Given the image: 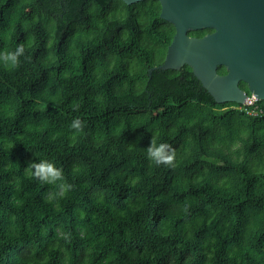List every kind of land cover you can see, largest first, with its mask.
Masks as SVG:
<instances>
[{
	"label": "trees",
	"instance_id": "obj_1",
	"mask_svg": "<svg viewBox=\"0 0 264 264\" xmlns=\"http://www.w3.org/2000/svg\"><path fill=\"white\" fill-rule=\"evenodd\" d=\"M160 14L0 0V52L25 43L0 62V264H264V101L217 103L189 65L150 75L176 33ZM153 134L174 166L148 159ZM40 159L73 189L29 176Z\"/></svg>",
	"mask_w": 264,
	"mask_h": 264
},
{
	"label": "water",
	"instance_id": "obj_2",
	"mask_svg": "<svg viewBox=\"0 0 264 264\" xmlns=\"http://www.w3.org/2000/svg\"><path fill=\"white\" fill-rule=\"evenodd\" d=\"M126 4L142 0H122ZM161 18L176 33L164 62L155 69L181 70L189 65L217 103L244 105L250 96L264 101V0H158ZM212 29L203 37L190 31ZM226 74H220L219 67Z\"/></svg>",
	"mask_w": 264,
	"mask_h": 264
},
{
	"label": "clouds",
	"instance_id": "obj_3",
	"mask_svg": "<svg viewBox=\"0 0 264 264\" xmlns=\"http://www.w3.org/2000/svg\"><path fill=\"white\" fill-rule=\"evenodd\" d=\"M24 54L25 43H20L15 51L4 50L0 52V62H3L6 67L15 68L20 65V57ZM84 127L85 123L79 117L74 119L70 125V128L73 129L75 133L82 132ZM157 135L158 134H153L150 146L146 150L148 159L157 166H174L176 150L168 143H157ZM75 170L76 169H74V171ZM25 172L42 183L57 186V195H66L73 189V185L66 180L64 169L58 167L53 161L40 159L38 162L30 163Z\"/></svg>",
	"mask_w": 264,
	"mask_h": 264
},
{
	"label": "built area",
	"instance_id": "obj_4",
	"mask_svg": "<svg viewBox=\"0 0 264 264\" xmlns=\"http://www.w3.org/2000/svg\"><path fill=\"white\" fill-rule=\"evenodd\" d=\"M243 107L247 114L252 116H257L262 113V109L258 105V100L253 95H250L246 99V103L243 105Z\"/></svg>",
	"mask_w": 264,
	"mask_h": 264
}]
</instances>
